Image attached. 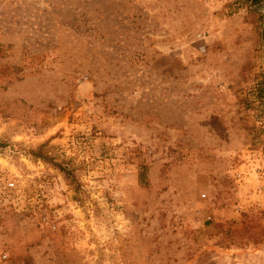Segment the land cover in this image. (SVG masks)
Here are the masks:
<instances>
[{
	"label": "rangeland",
	"instance_id": "rangeland-1",
	"mask_svg": "<svg viewBox=\"0 0 264 264\" xmlns=\"http://www.w3.org/2000/svg\"><path fill=\"white\" fill-rule=\"evenodd\" d=\"M0 264H264V0H0Z\"/></svg>",
	"mask_w": 264,
	"mask_h": 264
},
{
	"label": "trees",
	"instance_id": "trees-1",
	"mask_svg": "<svg viewBox=\"0 0 264 264\" xmlns=\"http://www.w3.org/2000/svg\"><path fill=\"white\" fill-rule=\"evenodd\" d=\"M252 3H254V4H257V3H260L261 1H263V0H250Z\"/></svg>",
	"mask_w": 264,
	"mask_h": 264
}]
</instances>
